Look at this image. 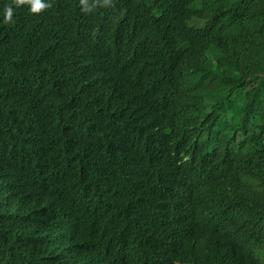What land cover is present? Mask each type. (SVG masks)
Listing matches in <instances>:
<instances>
[{
  "label": "trees",
  "instance_id": "1",
  "mask_svg": "<svg viewBox=\"0 0 264 264\" xmlns=\"http://www.w3.org/2000/svg\"><path fill=\"white\" fill-rule=\"evenodd\" d=\"M217 204L264 255V0H0V264H174Z\"/></svg>",
  "mask_w": 264,
  "mask_h": 264
},
{
  "label": "clouds",
  "instance_id": "2",
  "mask_svg": "<svg viewBox=\"0 0 264 264\" xmlns=\"http://www.w3.org/2000/svg\"><path fill=\"white\" fill-rule=\"evenodd\" d=\"M206 56L210 58L204 52L202 60L205 64H211ZM60 192L62 193V188ZM32 205L45 208L51 206L55 209L58 203L56 200L36 199ZM187 210L193 211L192 215L197 219L202 234L186 240L179 232L174 233L173 242L178 244V254L174 259V264H264V255L256 251L255 237L250 235L247 229L240 224V213L237 210L224 204H217L213 207V213L208 212L204 207ZM202 210L208 212L209 227H205L203 220L198 216V212ZM62 231L64 232V230ZM184 234H186V230H184ZM79 243L84 250L83 257L92 264H112V258L115 256L122 257V259L128 256L134 264H169L172 256L168 252L167 256L152 255L148 257L144 254L143 249H141L142 254H135L132 253L133 244L128 253L120 252V249L114 252L105 242V236L96 239L89 247L80 238ZM194 250H199L200 253L196 254ZM159 257L166 258L155 260Z\"/></svg>",
  "mask_w": 264,
  "mask_h": 264
}]
</instances>
